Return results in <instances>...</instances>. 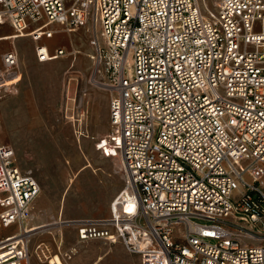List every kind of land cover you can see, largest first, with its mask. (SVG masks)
I'll list each match as a JSON object with an SVG mask.
<instances>
[{
	"label": "built area",
	"instance_id": "2783aa9c",
	"mask_svg": "<svg viewBox=\"0 0 264 264\" xmlns=\"http://www.w3.org/2000/svg\"><path fill=\"white\" fill-rule=\"evenodd\" d=\"M5 23L39 62L70 54L56 35L91 34L89 82L110 94L94 149L122 184L77 243L119 241L139 264H264V0H0ZM17 69L2 49L0 100ZM39 193L0 142V264H32L23 220ZM32 253L51 258L43 241Z\"/></svg>",
	"mask_w": 264,
	"mask_h": 264
},
{
	"label": "rangeland",
	"instance_id": "374dc122",
	"mask_svg": "<svg viewBox=\"0 0 264 264\" xmlns=\"http://www.w3.org/2000/svg\"><path fill=\"white\" fill-rule=\"evenodd\" d=\"M11 30L9 23L0 25V34ZM76 35L83 37L84 42L81 43ZM90 36L89 32L80 28L69 35L58 34L54 39L57 37L55 43L65 45L68 51L73 42L91 55ZM22 43L29 53V58L23 60L24 63L28 61L27 65L21 61ZM9 46L8 42L0 43V51ZM33 47L34 41L30 37L15 45L19 82L7 87L0 100V142L12 145L18 166L38 180V196L45 197V207L39 212L32 206L31 216L38 227L29 243L32 264L41 263L32 253L38 241L49 245L50 255L57 253L51 236L40 235L46 230H54L58 226L54 224L56 219L64 221L61 223L64 227L61 251L68 250L71 245L76 246L77 251L81 250L73 254L67 264H92L100 255H103L102 259L96 264H139L138 256L127 252L119 241L109 243L93 239L77 243L76 240V224L81 220L108 216L110 200L122 184L119 176H109L112 170L114 174H119L115 161L112 164L111 160L101 157L93 144V138L108 129L109 91L89 82L92 66L89 56L78 54L72 62V55L68 54L52 61L39 62ZM50 70L54 72L50 74ZM74 97L82 103L80 112L73 107ZM81 111L85 112L82 118L79 117ZM66 112L75 118L77 133L73 132L75 126L66 118ZM81 130L89 132L88 138L84 136L77 141L75 135L80 136ZM261 188L264 192V184ZM140 222L144 223V219Z\"/></svg>",
	"mask_w": 264,
	"mask_h": 264
},
{
	"label": "bare ground",
	"instance_id": "6f19581e",
	"mask_svg": "<svg viewBox=\"0 0 264 264\" xmlns=\"http://www.w3.org/2000/svg\"><path fill=\"white\" fill-rule=\"evenodd\" d=\"M11 26V25H10ZM91 27V26H90ZM76 32V31H75ZM72 33V32H71ZM71 33H65V34H71ZM74 33V32H73ZM23 36H25V34H22V35H14L13 34V30H12V36H11V39H17V38H21V37H23ZM27 36V35H26ZM28 37V36H27ZM11 46H13V45H11ZM73 53V52H72ZM89 57L91 58V55H89ZM19 82V73H18V70L17 71H15V72H12V73H10V74H8V75H6V77L4 78V84L5 85H8V86H15L17 83ZM98 88L99 89H101V90H107V88H105V87H102V86H98ZM67 113V115H66V118H68L69 120H71L72 122H73V124H74V130H73V132L74 133H77L78 132V129H77V124H75V118L74 117H72L71 115H69V113L68 112H66ZM83 123V122H82ZM76 136V139H77V141H79V139H81L82 138V136H77V134L75 135ZM85 137H87V136H85ZM115 165H116V168H117V170H119V163L117 162V161H115ZM119 172V171H118ZM32 215V214H31ZM36 216V215H35ZM35 218V217H34ZM64 221L63 220H61V219H56V221H55V223L54 224H58V226L56 227V228H54V230L53 229H51V230H47V231H44L43 233H40V235L41 234H44V233H47V234H52V237H53V239H54V241H55V243H56V245L57 244H59L60 245V247H59V251H61V247H62V244H63V232H62V230L64 229V227L62 226V224L61 223H63ZM23 224L25 225V227L26 228H28V230L30 231L29 232V234L30 235H33L34 234V232L38 229V227H36L35 226V224H34V222H33V219H32V216H30L29 218H26V219H24L23 220ZM30 227V228H29ZM55 233H56V237H55ZM60 240H59V239ZM52 240V239H51ZM60 241V242H59ZM52 242H53V240H52ZM54 246H55V244H54ZM56 247V246H55ZM77 247L76 246H74V245H71L70 247H69V249L68 250H73L74 251V253L73 254H78V252L79 251H81V250H79V251H77V249H76ZM56 249H57V247H56ZM62 252V251H61ZM103 256V255H102ZM102 256L100 255V259H102ZM36 260H37V258H36ZM39 262V261H38ZM47 264H65V263H63V261L61 260V258L58 256V254H53V255H51V258L49 259V261H47Z\"/></svg>",
	"mask_w": 264,
	"mask_h": 264
},
{
	"label": "crops",
	"instance_id": "0c3cea01",
	"mask_svg": "<svg viewBox=\"0 0 264 264\" xmlns=\"http://www.w3.org/2000/svg\"><path fill=\"white\" fill-rule=\"evenodd\" d=\"M69 35V34H68ZM7 36H9V38H6ZM11 36H12V30L11 31H9V32H5V33H1L0 34V43H6V42H8V43H10L11 45H13L14 47H15V45L18 43V41H20V40H24V41H26V38H27V36H25V37H21V38H17V39H11ZM70 38H72L73 36H69ZM78 40H81V43H83L84 42V40H83V37H81L80 35H76L75 36ZM57 38V37H56ZM56 38L55 39H52L51 40V42H53V43H55L56 42ZM71 44H72V47L70 48V54L72 55V57H71V61L73 62L74 61V59H76V57H77V55L78 54H82L84 57H87V56H89V55H87V50L86 49H84L83 47V49L82 48H80V47H77V43L76 44H74L73 42H71ZM20 48H21V50H22V57H21V61H22V63L24 64V65H27V63H28V61H26L25 63L23 62V60L26 58V59H28L29 58V53H28V51L27 50H25V44L24 43H22L21 45H20ZM24 50H25V52H24ZM24 52V53H23ZM73 52V53H72ZM23 54H25V55H27V56H24ZM52 72H54V71H52V70H50V74L52 73ZM72 77H76V75H72ZM70 79H72V78H70ZM7 87H9V86H7ZM86 138H88V137H86ZM264 184V183H263ZM45 197H44V195H42V196H37V198L34 200V208L37 210V212H39V210L41 209V208H43V207H45ZM61 216H58V218H60ZM37 219V218H36ZM44 225V224H43ZM47 231V230H46ZM43 233V232H42ZM44 234H47V233H44ZM41 235H43V234H41ZM47 235H50L51 236V239L53 240V242H52V244L54 245L55 244V246L59 249V247H60V245L59 244H57L56 245V243H55V241H54V239H53V237H52V234H47ZM59 239V238H58ZM51 240V241H52ZM60 240V239H59ZM60 242V241H59ZM81 252V251H80ZM56 254V253H55ZM98 260H101L100 259V256L97 258V260L96 261H94L92 264H96V262L98 261ZM38 263V262H37ZM41 264V263H40ZM47 264V263H46Z\"/></svg>",
	"mask_w": 264,
	"mask_h": 264
}]
</instances>
